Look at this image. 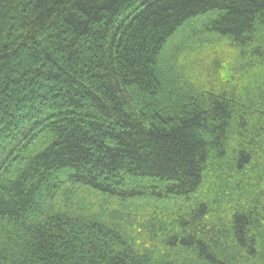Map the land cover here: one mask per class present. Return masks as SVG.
Here are the masks:
<instances>
[{
	"label": "trees",
	"instance_id": "16d2710c",
	"mask_svg": "<svg viewBox=\"0 0 264 264\" xmlns=\"http://www.w3.org/2000/svg\"><path fill=\"white\" fill-rule=\"evenodd\" d=\"M0 264H264V0H0Z\"/></svg>",
	"mask_w": 264,
	"mask_h": 264
}]
</instances>
